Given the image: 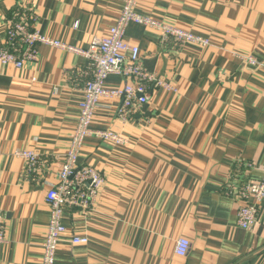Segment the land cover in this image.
<instances>
[{
	"label": "crops",
	"instance_id": "0c3cea01",
	"mask_svg": "<svg viewBox=\"0 0 264 264\" xmlns=\"http://www.w3.org/2000/svg\"><path fill=\"white\" fill-rule=\"evenodd\" d=\"M123 0H0V46L16 8L41 35L87 49L115 25ZM137 13L209 41L205 48L162 46L130 24L124 41L146 72L175 91L147 85V103L127 121L120 99L103 98L91 130L124 137L115 147L85 139L77 165L95 168L103 186L88 209L67 208L55 264H264V202L251 230L239 229L241 202L228 193L264 165V0H138ZM22 70L0 64V264H39L50 218L46 192L58 183L83 100L85 58L44 45ZM124 81L109 76L108 89ZM18 151L44 161L39 182L24 175ZM230 187V188H229ZM86 237V245H73ZM180 238L190 243L175 255Z\"/></svg>",
	"mask_w": 264,
	"mask_h": 264
},
{
	"label": "built area",
	"instance_id": "2783aa9c",
	"mask_svg": "<svg viewBox=\"0 0 264 264\" xmlns=\"http://www.w3.org/2000/svg\"><path fill=\"white\" fill-rule=\"evenodd\" d=\"M138 0H123V7L115 25L108 29L107 35L92 42L87 49H81L41 35L30 26L28 20L34 19L25 8H16L9 19L5 20V39L0 46V64L11 65L22 70L26 63L37 59V46L44 45L68 54L79 55L87 64L80 72L83 81V100L78 105L77 123L72 134L68 150L58 172V183L51 187L45 196L50 218L42 244V256L39 264H55L58 245L66 233L62 224L63 213L67 208L89 209L99 194L104 179L93 167L77 165V160L85 139L95 136L115 147H126L127 140L110 131L93 133L91 124L99 102L103 98H118L120 105L116 116L120 121H127L133 113L147 103V85L175 91L171 83L145 71L140 63V51L124 41L126 28L130 24L153 30L158 34L162 46L171 44L177 47L186 45L205 48L209 41L200 36L171 27L165 23L144 17L137 13ZM247 64L264 72V62L252 57H245ZM109 76L121 77L124 85L119 89H108L106 80ZM16 157L25 161V177L31 182H39L44 170L42 157L34 151H18ZM246 171L256 170L261 173L259 180H249L238 187L227 189L241 202L236 213V225L242 230H251L257 219L259 207L264 202V165L254 163L244 165ZM6 243L5 226L0 215V244ZM86 237H73L71 244L86 245ZM190 243L180 238L175 244L174 253L180 258L186 257Z\"/></svg>",
	"mask_w": 264,
	"mask_h": 264
}]
</instances>
